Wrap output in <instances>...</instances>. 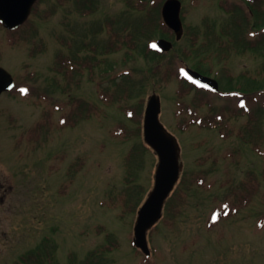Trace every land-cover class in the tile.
Here are the masks:
<instances>
[{
    "label": "rangeland",
    "instance_id": "obj_1",
    "mask_svg": "<svg viewBox=\"0 0 264 264\" xmlns=\"http://www.w3.org/2000/svg\"><path fill=\"white\" fill-rule=\"evenodd\" d=\"M79 1L40 0L28 22L11 36L26 37V41L12 44L8 32L0 28V64L20 80L38 73L32 81L26 79L27 88L0 97V264H12L21 253L38 246L50 247L57 264L69 263L71 256L80 261L105 244L107 232L118 242L117 249L104 256L110 264H264V42L256 45L262 30H250L254 31L250 35L246 29L251 24L244 22L243 41L256 48L242 55L233 53L229 62L232 80L242 70L240 82L252 80L251 86L258 89L221 98L203 90L216 111L242 107L255 115L254 121L243 115L222 122L219 128H204L199 124L210 113L207 106L193 105L195 116L187 117L188 123L193 118L192 124L176 113L181 100L176 99L180 87L175 71L187 77L180 70L201 62V57L183 58V62L174 58L190 49L194 29L213 20L232 25L230 15L223 13L215 0H182L183 35L178 41L167 38L173 47L164 62L174 72L161 81L148 79V68L155 61L129 51L123 41L113 43L117 31L126 40L130 32L151 23L148 12L140 10L148 0H90L95 10L86 15L79 13ZM153 1L160 6L163 2ZM46 10L49 16L44 15ZM239 10L244 18L248 16L246 5ZM157 18L159 12H154L153 25ZM158 35L152 28L151 47ZM63 38H69L74 48L86 42L96 46V52L91 48V53L83 52L89 55L94 72H75L65 91L58 83L61 74L53 69L56 58L68 54L60 43ZM109 47L116 49L103 54ZM210 62L211 76L224 85L222 64L215 59ZM126 72L133 81L145 83L139 91L141 121L147 97L156 92L161 98L160 120L177 136L181 147V188L170 197L161 220L147 234L149 257L137 252L131 239L138 201L146 196L143 189L148 192L152 187L157 157L141 149L142 129L140 137L132 139L118 134L125 131L121 123L129 121L119 108L126 104L124 93L114 84L121 83ZM30 88L42 95L22 96L24 89ZM185 98L186 107L194 93ZM137 101L134 97L133 102ZM76 103L87 105V109L83 105L85 118L77 122L69 119L65 125L63 114ZM221 116L225 120V114ZM35 127L39 134L34 139L38 138L31 142L28 136ZM133 147L140 157L130 160ZM194 174L201 178L199 185L189 183ZM135 184L138 186L133 189ZM187 185L189 192L192 189L189 195L184 191ZM129 204L135 206L134 211L122 218ZM172 206L180 212L173 213Z\"/></svg>",
    "mask_w": 264,
    "mask_h": 264
},
{
    "label": "trees",
    "instance_id": "obj_2",
    "mask_svg": "<svg viewBox=\"0 0 264 264\" xmlns=\"http://www.w3.org/2000/svg\"><path fill=\"white\" fill-rule=\"evenodd\" d=\"M78 3H79L77 6L78 11H82L83 7H89L90 5L89 1H79ZM149 4L151 6L149 7L151 11L157 10V9H154L156 8V5L152 4L151 0H149L148 6ZM263 13L264 12L261 11L260 25L264 24V14ZM151 20L152 18L151 19L149 18L148 22H151V23H148L146 25L144 24V27H141V28L139 27L138 28L139 30H137V32L135 31L132 32V39H130L127 42H124L121 39L119 32L114 34L113 43L116 44L117 42L123 41L124 44H128V48L131 51L133 52L138 51L139 53L143 54L144 57L150 60L151 62L155 61V63L153 62V64H151V67L148 68L149 69L148 79H150L151 77H161L163 81H167V77H169L167 76L168 73L173 72L172 70H169L166 67V63H164L166 59H168V57L165 54L162 55L160 52L150 49L146 45V42L143 44L144 42L143 38L148 37L150 35L152 28L156 30L162 37H167L169 35V31L163 27L162 23L160 24L159 22H157L155 25H153ZM205 30L206 31L204 32V35L206 36L207 29ZM64 46L66 47L68 54L59 55L55 62L57 67H61L60 69L56 68L57 69L56 73L61 74L62 82H58V83L61 84L60 87L62 88V91L66 90V85H67L66 80H68L69 70H71V68H69L68 66L73 64V62L79 64L82 61L84 62L89 59L88 58L89 55L81 54V51L89 50L88 48L89 44L88 45L80 44L79 47L77 48H73L74 46L72 47L70 44L68 46L64 44ZM115 49L116 48L113 47L110 50L114 51ZM184 56L188 57L189 54H184ZM168 63L171 64V62H168ZM163 65H164V69H163V72H161V68L163 67ZM71 67H74V66H71ZM77 68L80 70L82 69H87L88 71L92 70L90 72H93L94 66H93V63H90L89 65L81 64ZM161 73H164V75H160ZM180 82H181L179 84L180 88H178L176 92V97L179 101L181 100V102L179 103L180 107L176 113L177 114L182 113V115H185L183 119L187 120L188 116H192L196 112L193 108V105H200L198 102H201L202 100H203V103H206L207 101L205 100L204 95H202V91L196 86H194L192 83H190L189 81L182 80V79ZM144 84L145 83L142 80L133 81L131 76L127 79H123L121 83L115 82L114 84L117 87L118 91H120L121 93H124V97L126 98L124 100L126 104L119 105V108L122 110V113L125 114L126 117H128L127 120L129 121L127 124L125 122H122V123L120 122L125 128L124 129L125 131H122V136H124L125 139H132L133 137H140L139 136L141 134V116H140L141 114L140 105L141 104L140 103H142V99L140 97L139 91L140 90L142 91V88H144ZM106 92L107 90L105 91V93ZM190 92L194 93V98L193 100L190 99V102L186 101L187 106L185 107L183 103H185L184 102L186 99L185 97H187V94H189ZM121 93H118V94L120 95ZM134 97L139 98V101L133 102ZM183 98H184V101H183ZM130 99L132 100V103H129ZM104 102L106 103L105 99H104ZM86 106L87 105L85 104L84 105L85 109H86ZM70 109H71L70 115L72 114V116H75L77 114L81 115V113L84 111L83 105L82 106H79V105L72 106L70 107ZM128 124H131V126ZM141 146H142L141 149H143L144 151L148 150V148L145 147L142 143H141ZM137 157H140V153L138 152L136 147H133L131 151L129 152L128 159L130 160L132 158L136 159ZM137 186L138 185L135 184V186H133V189L136 188ZM140 186L142 185H139V187ZM143 192L144 193L146 192L145 188L143 189ZM130 196H132V192L130 193ZM129 209L133 211L134 206H132ZM112 249H113L112 245L109 244L106 247H102L97 250L88 252L87 257L83 260L77 261L75 259H72L69 264H108L107 259L103 255L105 253L107 254ZM47 250L48 249L45 246H38V247L32 248L29 251L22 254L14 264H53L51 262V259L47 255ZM52 261H54L53 256H52Z\"/></svg>",
    "mask_w": 264,
    "mask_h": 264
},
{
    "label": "water",
    "instance_id": "obj_3",
    "mask_svg": "<svg viewBox=\"0 0 264 264\" xmlns=\"http://www.w3.org/2000/svg\"><path fill=\"white\" fill-rule=\"evenodd\" d=\"M35 0H0V20L7 28H15L23 23L29 15ZM181 3L179 0H166L162 7V16L171 27L176 37L182 33V22L179 16ZM161 49L168 50L171 43L158 40ZM193 77L218 90L215 80L188 70ZM13 86L11 74L0 67V94ZM160 97L153 93L148 97L143 121L144 141L151 146L158 156L155 171L154 187L138 210L134 225V244L147 254L146 231L160 218L163 203L176 183L182 164L179 161L180 147L172 135L159 120Z\"/></svg>",
    "mask_w": 264,
    "mask_h": 264
},
{
    "label": "flooded vegetation",
    "instance_id": "obj_4",
    "mask_svg": "<svg viewBox=\"0 0 264 264\" xmlns=\"http://www.w3.org/2000/svg\"><path fill=\"white\" fill-rule=\"evenodd\" d=\"M252 5L254 6V8L255 7L257 8L259 6L256 4H252ZM226 39H227V45H225L226 52H232L234 51V48L238 49V51L243 48L242 44L240 43V40L236 39L234 36L227 34Z\"/></svg>",
    "mask_w": 264,
    "mask_h": 264
},
{
    "label": "snow or ice",
    "instance_id": "obj_5",
    "mask_svg": "<svg viewBox=\"0 0 264 264\" xmlns=\"http://www.w3.org/2000/svg\"><path fill=\"white\" fill-rule=\"evenodd\" d=\"M153 46H155V45H153ZM180 71H181L182 73H184L185 75H187V73L184 71V69H181ZM24 91L26 92L27 89H24Z\"/></svg>",
    "mask_w": 264,
    "mask_h": 264
}]
</instances>
